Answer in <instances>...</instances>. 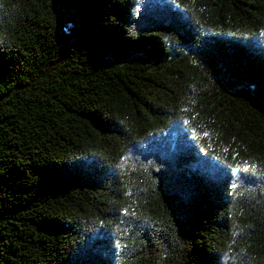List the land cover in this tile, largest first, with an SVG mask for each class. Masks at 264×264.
<instances>
[{"label":"trees","instance_id":"1","mask_svg":"<svg viewBox=\"0 0 264 264\" xmlns=\"http://www.w3.org/2000/svg\"><path fill=\"white\" fill-rule=\"evenodd\" d=\"M0 264H264V0H0Z\"/></svg>","mask_w":264,"mask_h":264}]
</instances>
